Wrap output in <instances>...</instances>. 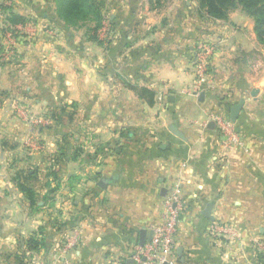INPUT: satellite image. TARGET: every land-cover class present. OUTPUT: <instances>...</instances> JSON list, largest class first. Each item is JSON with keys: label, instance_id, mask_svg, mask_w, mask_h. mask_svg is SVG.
Masks as SVG:
<instances>
[{"label": "crops", "instance_id": "1", "mask_svg": "<svg viewBox=\"0 0 264 264\" xmlns=\"http://www.w3.org/2000/svg\"><path fill=\"white\" fill-rule=\"evenodd\" d=\"M99 1L108 45L64 25L56 0H0V24L8 14L32 24L13 56L0 39V264H137L174 186L183 209L171 264H264V46L253 18L237 8L215 20L197 0ZM206 41L210 74L197 86L194 47ZM241 100V142L229 146L210 114L230 119ZM217 220L238 238L214 243Z\"/></svg>", "mask_w": 264, "mask_h": 264}, {"label": "built area", "instance_id": "2", "mask_svg": "<svg viewBox=\"0 0 264 264\" xmlns=\"http://www.w3.org/2000/svg\"><path fill=\"white\" fill-rule=\"evenodd\" d=\"M109 22L107 17L103 18L102 25L98 30L100 37L107 40L110 36ZM32 31V24L26 26H12L0 24V39L2 40V53L5 56H13L16 50V40L22 33ZM213 56V46L205 42H198L194 47L193 67L200 85L203 79L210 74V65ZM210 119L219 132L220 139L226 145L241 142V135L235 129L233 122L222 115L212 112ZM183 209V201L177 186L170 188L163 199V212L161 220L150 225L151 235L149 241L143 245L136 246L132 256L137 264H171L176 256V233L178 219ZM210 239L214 243H227L238 238V232L233 225L221 220L213 221L208 229ZM77 242V234L68 237L61 247L62 250L71 249ZM264 250V246L261 247Z\"/></svg>", "mask_w": 264, "mask_h": 264}, {"label": "trees", "instance_id": "3", "mask_svg": "<svg viewBox=\"0 0 264 264\" xmlns=\"http://www.w3.org/2000/svg\"><path fill=\"white\" fill-rule=\"evenodd\" d=\"M200 10L208 17L215 20H226L229 13L237 8L243 10L254 20V31L258 42L264 46V0H197ZM57 15L60 21L72 28L86 26L90 32V39L101 45H108L111 42L110 36L106 40L99 39L97 31L102 25L104 18L101 10V1L99 0H56ZM28 19L22 18L15 14H8L6 24L16 25L18 23H26ZM109 30L110 34L113 29V24L110 19ZM145 92V90H142ZM20 188L27 198L34 202V191L20 184ZM34 204V203H33ZM25 245L28 249L36 250L41 242L36 237L32 236L25 239ZM43 244V243H42ZM41 244V245H42Z\"/></svg>", "mask_w": 264, "mask_h": 264}, {"label": "water", "instance_id": "4", "mask_svg": "<svg viewBox=\"0 0 264 264\" xmlns=\"http://www.w3.org/2000/svg\"><path fill=\"white\" fill-rule=\"evenodd\" d=\"M242 104H243V100H241L238 104H236L235 106H233V107L231 108L230 120H231L232 122H234V121L236 120L237 115H238V113H239V111H240V109H241ZM209 213H210V208H209V206H208V207L206 208V210L203 212V214H204L205 217H207V218H211V216H210Z\"/></svg>", "mask_w": 264, "mask_h": 264}, {"label": "rangeland", "instance_id": "5", "mask_svg": "<svg viewBox=\"0 0 264 264\" xmlns=\"http://www.w3.org/2000/svg\"><path fill=\"white\" fill-rule=\"evenodd\" d=\"M107 19H109V18H107ZM108 22H109V24H110V21H109V20H108ZM212 42H213V41H208V42L206 41V44H210V45L213 44V45H214L215 43H212ZM214 42H216V41H214Z\"/></svg>", "mask_w": 264, "mask_h": 264}]
</instances>
